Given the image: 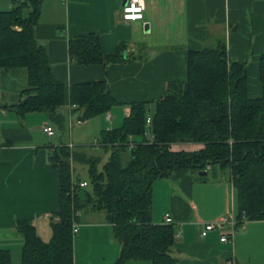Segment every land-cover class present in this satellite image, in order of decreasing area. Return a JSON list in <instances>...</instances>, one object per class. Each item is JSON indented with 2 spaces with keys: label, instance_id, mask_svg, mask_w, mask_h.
<instances>
[{
  "label": "crops",
  "instance_id": "crops-1",
  "mask_svg": "<svg viewBox=\"0 0 264 264\" xmlns=\"http://www.w3.org/2000/svg\"><path fill=\"white\" fill-rule=\"evenodd\" d=\"M23 1L26 0H0V13ZM126 1L42 0L35 28L37 40L48 51L54 77L67 85V94L73 84L106 80L120 103L109 112L78 124L80 112L72 110L70 118L67 103L61 109L65 116L62 130L46 113L21 117L13 106L21 102L23 91L29 87L28 69H0V250L11 252L12 264H21L24 246L18 222H32L45 242L52 237L51 222L61 207L60 173L49 160L54 149L72 144L78 161L96 157L91 150L100 153L97 158L102 159L101 154L108 151L96 137L120 127L132 103H155L165 95L170 82L186 81L189 51L225 39L229 60L247 66L250 96L263 95L259 59L264 54V0H146L144 20L136 22L121 18ZM90 33L100 36L105 63L108 56L117 54L121 44L125 46V59L106 66L77 65L69 55V39ZM46 126L54 128V136H48ZM78 126L82 132L75 135ZM66 127L69 135L64 141L65 137L58 134ZM88 139L97 143L83 144ZM202 148L201 145L197 150ZM75 170L74 167V173ZM207 172L211 173L210 181L184 170L153 185V222L166 224L165 216L169 214L175 226L172 256L178 264H264V221H244L233 228L217 226L206 237L201 236L205 223L223 218L237 222L232 177L228 205L222 200V172L214 166ZM73 179L87 181L80 176ZM161 189L160 204L157 192ZM201 202L203 207H199ZM101 212L92 210L87 221L79 218L74 264L117 262L121 246ZM223 235H228L231 243L222 242Z\"/></svg>",
  "mask_w": 264,
  "mask_h": 264
},
{
  "label": "trees",
  "instance_id": "trees-1",
  "mask_svg": "<svg viewBox=\"0 0 264 264\" xmlns=\"http://www.w3.org/2000/svg\"><path fill=\"white\" fill-rule=\"evenodd\" d=\"M42 0L16 3L0 13V69L25 67L29 87L13 106L24 117L39 112L49 115L62 130L65 116L61 109L77 106L80 120L87 121L109 112L120 104L106 80L73 84L69 87L53 74L46 47L35 35ZM125 46L107 57V63L124 58ZM69 55L77 65L104 64L101 38L96 33L69 39ZM263 95L252 98L244 63L229 60L225 39H218L198 51H189L187 79L170 82L165 95L155 101L130 105L122 125L101 132L99 145L110 152L108 161L89 157L91 192L75 191L71 197L72 163L78 154L67 146L54 149L49 160L60 173L59 221L51 222L52 237L45 242L30 221L17 223L24 236L21 264H74L72 207L104 211L113 227V237L121 246L115 264L149 261L151 264H178L172 256L175 226L155 224L152 219L153 185L176 172H207L208 166L229 168L236 193L237 223L264 221V54L259 59ZM151 115L154 143L146 138V119ZM143 139L129 148L130 138ZM199 144L196 151H174L176 144ZM79 222V218L77 220ZM0 264H12L9 250H0Z\"/></svg>",
  "mask_w": 264,
  "mask_h": 264
},
{
  "label": "built area",
  "instance_id": "built-area-1",
  "mask_svg": "<svg viewBox=\"0 0 264 264\" xmlns=\"http://www.w3.org/2000/svg\"><path fill=\"white\" fill-rule=\"evenodd\" d=\"M145 9H146V0H127L125 5L123 6L121 18L125 22L143 21ZM69 108H70L69 111H70V118H71L72 110L76 109L77 106L70 104ZM108 118L111 119L110 114H108ZM81 123H82V120H79L78 124H81ZM152 124H153V119H152V116L149 115L146 119V128H147L146 138L149 143H154L155 141V135L153 134L151 130ZM44 130L50 137L55 135V130L51 126H46ZM130 141L131 142L129 144V148L134 149L136 146V143L133 141L132 137L130 138ZM73 147L74 146L70 144L69 149L71 152L73 150ZM210 169H211V166H208L206 170L209 171ZM88 187H90V184L88 181H75L72 177V185H71V190H70L71 197L72 198L74 197L75 191L77 189H87ZM80 216H81V211L76 210L74 207H72V233L74 237L79 232L80 224L79 222H77V220L78 218H80ZM54 221L55 222L59 221V218L54 219ZM171 222H172V219L170 215L169 214L166 215L165 223L170 225L172 224ZM236 223L237 222L231 223L226 218H223L218 222L205 223L201 236L206 237L208 233L215 230L217 226H220V227L231 226L233 228V226H235ZM221 241L225 243H231V238L228 235H223L221 238ZM231 264H236V263L231 262Z\"/></svg>",
  "mask_w": 264,
  "mask_h": 264
},
{
  "label": "rangeland",
  "instance_id": "rangeland-1",
  "mask_svg": "<svg viewBox=\"0 0 264 264\" xmlns=\"http://www.w3.org/2000/svg\"><path fill=\"white\" fill-rule=\"evenodd\" d=\"M154 110H155V103L149 104L148 105V113L149 114H153ZM115 126H118L117 123L115 124ZM65 129H66L65 132L64 131H59V134H58V137H61V138L65 137L64 138V141H66V138L69 135L68 128L66 127ZM80 129H81V126H78V128L75 129L74 134L76 135V133H77L78 135H80V133L82 132ZM100 136H101V133H100V135H98L96 137L97 138V141L100 139ZM56 139H55V141H56ZM92 140L93 139H90V140L88 139L83 144H86L88 146H91L93 143H95V144L97 143V141L95 142V141H92ZM142 140H143L142 138L141 139L138 138V140H136L135 142L140 143ZM67 142H68L67 144L70 143V141L68 139H67ZM75 142L73 141V144ZM199 147H201V145L194 144V143H191V144H176V145L173 146L172 149L174 151H189L190 152V151H196ZM90 149H92V148H90ZM91 152H92L91 153L92 156H96V157H97L98 154H100V153H98L96 151H92V150H91ZM101 155H102V162L99 165V169L100 170H102L103 165L108 161L109 152L106 155H104V154H101ZM74 167L76 168V170H75V173L74 172L72 173V176L73 177L80 176V177L85 178L87 181H89V173H88L89 166H88L87 163L81 162V161H76L75 163H72V168H74ZM214 167L215 168H218L222 172V184H223V189H224L223 190L224 193L222 195V200H223L224 203L228 202V205H230V202H231V198H230L231 171H230L229 168L222 169L221 167H219L217 165L214 166ZM194 174L195 175H198V177L201 180H205V179H208V181L211 180V173H209L207 176H200L199 173H194ZM161 180H163V179H161ZM161 180H158V182H160ZM87 190L90 191V192L92 191L90 187H88ZM160 195L163 196L162 189L159 192H157L158 202L161 204V197H160ZM203 204L201 202V205L199 207H203ZM91 213H92V210L90 208H83L81 210V215L82 216H80V220H81V218H82V221L89 220L88 218L91 217L89 214H91ZM101 215H105L106 216V214H105L104 211L101 212ZM77 240H78V235H76L75 238H74V249H75V252H76V245H77L76 242H77ZM99 247H100V245H99ZM87 263H90V259H87Z\"/></svg>",
  "mask_w": 264,
  "mask_h": 264
},
{
  "label": "water",
  "instance_id": "water-1",
  "mask_svg": "<svg viewBox=\"0 0 264 264\" xmlns=\"http://www.w3.org/2000/svg\"><path fill=\"white\" fill-rule=\"evenodd\" d=\"M148 30H149L148 27H146V31H148ZM207 174H208V173H207L206 171H205V172H200V173H199L200 176H207Z\"/></svg>",
  "mask_w": 264,
  "mask_h": 264
}]
</instances>
